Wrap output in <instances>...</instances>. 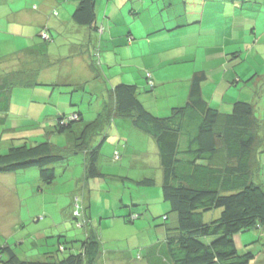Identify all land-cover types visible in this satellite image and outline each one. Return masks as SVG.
Wrapping results in <instances>:
<instances>
[{"label":"trees","instance_id":"16d2710c","mask_svg":"<svg viewBox=\"0 0 264 264\" xmlns=\"http://www.w3.org/2000/svg\"><path fill=\"white\" fill-rule=\"evenodd\" d=\"M102 1L109 0H76L70 17L72 23L94 28L101 35L104 26L98 24V10L104 6V3L100 5ZM43 29L46 30L44 33L41 31L42 37L46 36L39 51V62L45 66L49 64L50 54L44 50L56 32H50L48 27ZM61 33L67 32L58 34ZM65 38L70 43V34ZM72 43L81 44L78 40ZM29 63L27 60L26 66L34 68ZM41 66H35L33 71ZM25 71L22 75L12 73L0 78V124L5 122L11 111L15 86H40L34 82V77L25 76ZM146 78L148 85L153 87L149 71ZM206 78L205 71H196L191 78L187 101L174 105L168 114L152 112L142 100L138 85L120 82L109 90L108 97L102 95L99 98L103 105L95 119H105L107 127L102 123L97 127L93 122L95 119L85 121L81 110L83 104L74 98L76 91L87 94L89 99H95L98 94L92 95L89 88L78 90L77 83L67 80L53 84L51 87L59 89L73 88L70 92L73 95H69L70 106L58 113L54 130L69 135L74 140L73 146L62 148L49 140L31 141L25 135H14L9 139L8 150L0 153V173L37 167L41 180L51 183L56 176L55 164L65 162L70 154L84 153L85 177H105L107 174L100 167V155L108 137L107 130L117 117L128 119L135 129L153 139L157 146L163 175L162 199L169 203L170 212L175 215L172 223H165L162 239L147 247V264H251L256 253L251 249L240 251L234 234L254 229L260 231L258 239L264 238V181L259 154L264 149V122L256 116L254 104L246 100H236L229 112L211 105L202 92V82ZM84 99L81 97L80 102ZM92 133L101 134L97 145L90 143ZM121 157L119 150L113 153L115 161ZM121 179L133 182L138 188L157 184L151 177ZM128 203L122 206V209H127L116 215L126 222L140 219V204L131 200ZM216 209H221L220 215L210 216ZM161 215L165 219L169 217L167 213ZM73 216L74 227L85 230L84 239L67 237L52 222L49 225V231H53L50 237L58 238L55 251L49 249L39 253L44 255L43 258L20 257L8 241L0 246V261L4 264H98L102 238L98 231L89 227L87 220L80 219L82 212L78 205L76 212L73 209ZM261 264H264V258Z\"/></svg>","mask_w":264,"mask_h":264},{"label":"crops","instance_id":"0c3cea01","mask_svg":"<svg viewBox=\"0 0 264 264\" xmlns=\"http://www.w3.org/2000/svg\"><path fill=\"white\" fill-rule=\"evenodd\" d=\"M119 1L122 2V0H116V4H119ZM142 1L138 5L137 3H133L130 9L133 13L135 24L127 26L129 31L126 33L128 36V39H126L125 33L118 31V26H123L124 24L125 8L121 9L124 16L122 14L120 16L117 9L113 6L114 1V3H108L107 8L102 12L100 8L98 10V24L104 26L102 34L99 35V32L94 28L78 26L72 23L70 17L77 4L76 0H0V28L2 25L5 28L2 32L6 34L33 32L34 36L37 31L39 36L41 31L42 33L45 32L46 29H43L44 27H48L52 33H72V35L70 34V43L67 41V43L60 45L67 46L68 51L50 54L48 52V46L52 43L50 41L47 50H44L50 54V57L47 56L50 60H48V67L47 65L43 66V62H39L40 56L37 55L38 49L40 50L43 46L44 40L41 35L42 42L30 44L25 48H21L20 51H13L12 54L9 51L7 55L0 53V78L5 75H12V73L22 75V72L25 70V76H42L40 77L41 80H36L40 86L32 87L36 92L33 97H26V93L20 90L22 86H15L12 91L10 110L19 104L30 106L38 112L37 115L39 116H36L41 119L39 123H41L43 129L46 127L44 125H47L46 122L50 121L48 126L51 128V132L58 133L54 131L58 114L48 113L49 109L47 111V105L49 108L56 104L55 95L59 87H51V85L67 80L71 83H77L76 89L78 90L89 88L90 92L92 91V95L100 93L101 96L104 95L105 97H108L109 90L120 82L136 84L141 91L143 88L145 92L147 88H150L151 91L145 95V98L142 97V100L152 112L156 114H168L174 105L183 104L187 101L193 74L196 71L202 70L207 73L205 68L193 69L192 71L188 68V70L183 71L186 73L185 75H183L184 73H178L180 69H175L177 71L172 70L170 63L179 62L180 60L176 59L184 56L187 57V50L185 49L186 52L174 50L172 53H167L174 47L166 49L165 44L163 47L158 44L165 41H173L178 44V47H196V52L199 51L200 47H204L205 54L210 59L218 62V66L221 69L218 71L217 76H215L218 80L216 89L211 93L205 91L204 83L208 80V73L207 78L202 82L203 95L211 105L221 111L231 110L233 103L241 99L253 103L255 112L257 104H260L259 110L261 112L264 104V0H163V2H160L164 6L166 5V13L160 12L159 14H152L149 17L145 16L147 12L139 15V10L144 9L147 6V2L154 0ZM103 3L102 1L100 5H103ZM123 5L125 4L123 3ZM147 9L148 7L145 10ZM129 37L131 41H129ZM52 40H54V37ZM77 40L81 44L72 43ZM98 44L100 45V52L97 54V50L99 49H97ZM146 45H150L152 48L149 61L144 56L146 53L144 47ZM122 50L128 52V54L119 56V52L121 54ZM97 55H99L100 64L96 61ZM141 56L144 58L142 59ZM27 60L32 66L34 65V68L38 65H42L43 67H36L35 72L27 74V70L32 71L34 69H29L26 66ZM112 69H116L119 74L112 75L110 73ZM148 71L151 73V78L154 81L153 87L148 85L146 78V72ZM143 74L145 75L146 82L143 80ZM222 79L225 81L224 87H221ZM177 81H181V83L176 86L167 85ZM239 84H241V87H236ZM161 91L168 93L167 101V96H165V100H159L162 97L160 95ZM62 92V94L68 96V99L65 97L57 99L65 104L61 112L67 110L70 106L69 95L72 94H70L71 90ZM209 94L211 98H207ZM171 98H174V101ZM92 100H94V97H91L90 102ZM170 100L171 102H169ZM150 102H153V105ZM102 105L103 103L99 98L96 102L90 103L88 106L91 110L87 111L90 113V118L92 119H86L84 113V120L92 121L95 119L96 113L101 110ZM84 106L82 105V107ZM53 111L52 109L51 112ZM260 118L264 122L263 115ZM93 122H95L97 127L99 123H102L103 126L105 125L104 127L108 126L105 119L99 121L95 119ZM80 129L81 127H79L78 132ZM102 129L100 132H102ZM107 133L108 136L117 135L120 140L123 138L127 139V136L130 139V135H135L138 139L148 142L146 148H139V146L132 147L129 141H127L126 145L123 146V154L119 163H124L123 161L127 158V155L130 156L131 154H134L136 159H144L147 157L145 154L149 152V147L150 149H156L158 153L154 140L135 129L128 119L117 117L107 130ZM262 135L264 137V129L262 130ZM67 138L68 143L66 145L52 143L57 147H72L74 140L69 135H67ZM2 139L9 141L0 136V140ZM100 140L101 134L92 133L90 139L92 145H97ZM51 141H54V137H51ZM104 145L101 151L108 152ZM120 146V142L119 144L116 143L113 151L110 152L113 154ZM259 154L263 168L262 179L264 181V149ZM102 155L101 152L100 163ZM108 160L110 162L115 161L113 156ZM102 166L103 164L100 166L101 170ZM54 168L56 169V166ZM17 174V172H8L0 173V176H5L8 180L14 179L17 181ZM162 177L161 169V176L159 179H156L157 183H162ZM80 185H83V183L79 182L76 185V193L80 192L77 190ZM146 189L148 188H138L137 191L150 195ZM76 193L72 194L71 212L63 215V211L62 214H58L63 215V221L53 222L58 225V228L63 230V233L67 237H70V233L76 231L73 224L74 221L68 222L74 219V203L78 205L82 212V217H85L89 226L91 221L98 223L96 221L97 218H99L100 225L102 226L103 219L105 218L103 215L106 213V210L110 212L111 209L113 218L121 220V217L116 214L120 212L122 206L125 204L123 197L120 199V202L118 199L112 198L111 201L108 199L100 211V204L103 205L104 202L97 201L95 206L98 209H94L91 188L88 191L85 189L82 192L84 200L82 202L79 199H75ZM159 196L162 197L161 193ZM130 200L136 202L138 198L131 194ZM149 200L147 210L150 212L152 198H149ZM162 200L158 199L160 203ZM145 220L149 221L148 217ZM63 222L65 225L60 224ZM95 227L92 225L94 231ZM83 231L85 230L83 229ZM50 232L53 231L51 230Z\"/></svg>","mask_w":264,"mask_h":264},{"label":"rangeland","instance_id":"374dc122","mask_svg":"<svg viewBox=\"0 0 264 264\" xmlns=\"http://www.w3.org/2000/svg\"><path fill=\"white\" fill-rule=\"evenodd\" d=\"M9 1V0H8ZM115 2L116 0L105 1L104 6L101 9V12L107 8L108 3ZM160 1L163 0H154L147 2V6L139 10V15L144 14L149 17L152 14H159L160 12L166 13V5L164 6ZM113 2V3H114ZM119 4L116 2L113 6L117 9L118 14H122V8H125V16H124V24L123 26H118V31L128 33L129 28L127 26L135 24L133 13L130 11L133 3L141 4L142 0H122L119 1ZM123 3L125 5H123ZM148 7L147 10H145ZM138 9V8H137ZM119 16V17H120ZM122 20V19H121ZM0 53L2 55H7L9 51L11 54L13 51H20L21 48H25L30 44L42 42V34L38 36L37 31L33 36V32L30 33H22L15 32L6 34L2 32L5 28L1 25L0 28ZM71 34L70 32L65 33H54V40L48 46V52L50 54L61 53V51H68L67 46H60L64 43H67V36ZM13 35V36H12ZM43 37H45L43 35ZM126 39L128 36L126 35ZM165 44L166 49H171L167 53H172L174 50H187V57L184 56L182 58L176 59L180 60L179 62L170 63L172 70H178V73H186L183 71L193 70V69H203L205 68L208 73V80L204 83L205 91L208 93L213 92L216 87L218 80L215 78L217 76L218 71L221 69L218 66V62L210 59L205 54V48L200 47L199 51H197L196 47H178L177 43L170 42H162L158 45L163 47ZM157 45V44H155ZM146 49V53L144 56L149 61L151 57L152 48L150 45H146L144 47ZM186 49V50H185ZM40 50H38V54ZM98 52H100V47ZM123 54H128V52L121 51ZM179 53V51H178ZM9 54V55H11ZM100 54V53H99ZM181 55V54H180ZM24 56V55H21ZM143 59L144 57L141 56ZM97 63H99V55H97ZM166 57V62H167ZM100 64V63H99ZM30 65V63H29ZM28 65V66H29ZM3 66V65H2ZM48 67V65H47ZM67 67V66H65ZM118 69V68H117ZM175 70V71H177ZM31 72H35V70H27V74ZM82 73V72H78ZM112 75L119 74L116 69H112L110 71ZM28 78L32 77L31 75H27ZM42 76H34V82L37 80H41ZM143 80L146 82L145 75H142ZM36 83L38 84V82ZM223 81V79H222ZM181 81L171 82L167 85L176 86L179 85ZM225 86V81L222 82L221 87ZM68 87V86H67ZM238 88L241 87V84L236 86ZM63 88V87H61ZM70 87L68 90H72ZM84 89V88H82ZM20 90L25 92L26 97H33L36 92L32 88L28 87H20ZM67 90L66 88L58 89L56 96V104L52 105L48 108V113H52L57 115L61 112V109L64 108L65 104L62 101H58V98L65 97L68 99V96L62 94V91ZM90 91V90H89ZM151 91L150 88H147L146 92L142 88L141 96L145 98V95ZM162 96L159 100H165V96L168 93L160 92ZM84 96V101L80 102L81 97ZM179 96V95H178ZM173 97V96H172ZM222 97V95H221ZM77 102L80 104L86 105L82 107L83 114L85 113L86 119L90 118V113L87 110H91L88 106L92 102H96L98 98L101 99V95L98 93V96L91 101L89 96L84 93L75 92L74 97ZM207 98H211V95H207ZM27 99V98H22ZM89 100V101H88ZM168 100V96L166 97V101ZM174 101V98H171ZM171 100L169 102H171ZM94 104V103H93ZM153 105V102H150ZM225 107V105H224ZM261 105L257 104L256 106V116L264 117V104L262 106V110L260 112L259 108ZM13 109L7 114V118L4 123L0 124V136H3L5 139H10L12 136H22L25 135L31 141H51V137H54L53 143L58 145H66L68 142L67 135L64 133H52L51 128L48 126L50 121H47V125L45 129L41 127V119L37 118L38 112H36L30 106L25 105H16L12 107ZM54 110L51 112V110ZM225 109V108H224ZM224 112H229L231 110H223ZM69 113V112H65ZM37 115V116H36ZM36 116V117H35ZM74 117V116H73ZM72 118V117H71ZM72 120L77 121V118H73ZM38 122V123H37ZM140 132V131H139ZM128 134H130L128 132ZM127 136V135H126ZM150 138V137H149ZM127 136L126 138L119 139L117 135H110L107 137L105 141V147L108 152H102L101 163L103 173H106L105 177H85V155L84 153H76L68 155V158L65 162L55 164V179L51 183H45L39 180V168L32 167L31 169H24L18 171V180H8L5 176H0V246L5 244L6 242H10L12 247L15 249L16 253L20 257H39L43 258L44 255L39 254L46 250H56L57 247V237H50L52 234L49 230V225L51 222L55 221H63V215H66L67 212H71V199L72 194L76 193V185L79 182H82L83 185H80L77 190L80 192L76 193V198L81 202L83 200L82 192L91 188L92 199L94 200V209L97 210L98 207L95 206L97 201H103L104 204H100V211L103 209V206L106 204L109 199H120L123 197L124 202L129 204L130 195H135L138 200H136L137 204H140L139 207L142 208L140 219L135 220L134 222H126L124 218L115 219L113 218L112 209L110 212L106 210V213L103 215L105 217L103 219L102 226L100 225L99 218L96 221L98 223H94L91 221L90 226H96L95 230L98 231V235L103 240L102 245V254L98 264H147V260L145 259V251L147 247L157 242V240L162 239L165 233V223L166 225L173 222L175 216L170 212L171 208L169 203L162 200L160 197L161 193V183H157L154 186L147 187L141 186V188L146 189L149 194L142 193L141 191H137L138 187L131 181L124 182L123 178H132V179H141L144 177H151L155 179H159L161 176V167L159 163V155H157L156 149H150L149 152L145 154L147 157L144 159H136L134 154L130 156L127 155V158L123 161L124 163H119V161H109L108 159L113 156L112 152L114 149V145L117 143L121 144L118 147L121 155L123 154V146L126 145V142L129 141L132 147L139 146V148H146L147 143L141 139H138L135 135H130V139ZM10 146V140H0V153H4L8 150ZM108 160V162H106ZM120 160V159H119ZM68 167V168H67ZM15 178V177H14ZM6 180V181H4ZM38 181V182H36ZM134 185H133V184ZM89 184V185H88ZM107 190V191H105ZM145 191V192H147ZM149 198H152V208L151 211L147 210V203L150 202ZM143 199V200H142ZM158 199L160 201H158ZM144 202H141V201ZM84 201V200H83ZM121 204V203H119ZM161 204V207H160ZM121 207V206H120ZM77 204L74 203V211L76 212ZM127 208L121 209L126 210ZM63 215H58L62 214ZM167 213L169 217L167 219L164 218L161 214ZM221 213V209H216L211 212L209 215L212 217H218ZM153 214V215H152ZM156 215V216H155ZM101 217V215H100ZM108 217V218H107ZM148 217L149 221L145 220ZM56 219V220H55ZM81 220H86L85 217L80 218ZM75 220L68 221L69 223ZM61 225H65V223H60ZM75 226V224H74ZM76 231L70 233V237L76 239H84L86 237L85 232L82 228H76ZM78 233V234H77ZM260 237L259 230H248L244 232H238L234 234V240L237 248L242 250L251 249L256 253L255 259L251 261V264H256V262H263L264 258V238L258 239ZM53 244V245H50ZM79 245V242H77ZM50 247V248H47ZM37 254V255H36ZM42 255V256H38ZM0 264H4L0 261Z\"/></svg>","mask_w":264,"mask_h":264}]
</instances>
